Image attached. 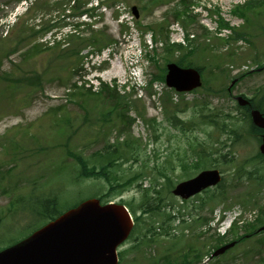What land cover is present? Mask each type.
I'll return each mask as SVG.
<instances>
[{
  "label": "rangeland",
  "instance_id": "1",
  "mask_svg": "<svg viewBox=\"0 0 264 264\" xmlns=\"http://www.w3.org/2000/svg\"><path fill=\"white\" fill-rule=\"evenodd\" d=\"M30 1L33 0L27 3L0 0V248L24 238L41 224L35 223L34 215L23 209L25 203L29 209L32 207L34 197L54 198L53 205L46 203L48 211L61 213L86 199L108 193L110 183L102 176H79L78 161L66 151L79 155L89 165L99 166L111 159L107 151L114 146L123 158H118L112 169L107 170V177L118 182L141 169L148 172L157 164H167L166 159L174 166L171 177L176 183L192 177L198 170L216 167L209 162H201L197 170L184 171L180 167L185 155L193 154L192 160H201L194 153L198 142L218 141V147L221 142L233 144L230 151L238 163V166L229 162L217 165L223 175L220 188L226 190V200L213 210L212 203L202 210L194 208L205 195L181 203L171 193L172 188L170 193L162 192L164 205L160 212L175 216L174 220L167 222L156 214L130 210L132 217L139 216L141 220L136 221L132 236L119 247V264H164L168 255L165 264H179L181 256L189 253V246L204 257L215 245L244 234L247 224L259 226L263 220L260 215L264 213V157L252 160L259 144L249 135L248 121L242 116H236L231 123L227 120L241 135L232 143L226 133L203 123L202 117L235 114L234 95L253 97L259 91L264 93V66H260L264 64V11L249 12L250 24L232 13L235 5L247 0H189L192 20L185 29L171 14L181 6L179 0H160L155 4L151 0H119L114 7L100 5L106 0H74V4L73 0H41L25 12ZM133 6L142 19V27L133 23ZM83 9L89 14L78 16ZM116 10L118 20L114 17ZM18 16L20 21L15 27ZM219 17L243 31L244 37L235 38L233 31L219 29ZM72 19L92 21L94 29H106L113 41L111 54L105 50L96 56L94 45L86 42L77 45L78 57L69 55L63 48L71 47L67 40L62 47L49 49L48 42L54 33L66 32ZM158 24L163 28L168 25L171 42H181L189 33L195 45L207 48L193 56L195 63L204 66L203 87L176 93L161 80L149 84V79L161 75L167 61L175 62L180 57L179 51L165 53V36L157 35L155 45L150 32L142 33L144 27L155 28ZM34 40L38 49H29ZM25 50L31 53L24 57ZM256 66L258 71L241 77ZM79 67L81 71L76 73L74 69ZM24 76L26 80L12 93L11 81ZM233 79L236 83L228 95L226 88ZM90 85L92 92L87 91ZM103 85L115 87L117 96L103 94ZM174 111L182 124L174 125L168 120V114ZM222 119L218 118L220 122ZM227 150L223 148L224 152ZM187 161H191L188 156ZM234 166L256 170L255 177L247 179L245 172L239 177L233 173ZM153 175L152 170L128 187H117L105 200L133 203L137 208L142 190L152 185ZM236 176L242 178L235 181ZM159 182L157 188L164 180ZM149 195L156 197L153 192ZM246 197L248 201L244 202ZM17 206L21 210L15 214L12 210ZM219 210L225 214L217 220ZM234 212L241 213V222L235 224L233 231L221 232ZM199 217L207 221L198 223ZM193 220L195 225L188 226ZM221 222L219 232L215 231L214 226ZM150 225L157 233L152 242L144 237ZM197 235L196 242L193 239ZM180 236L183 238L176 239ZM207 264H264V232L240 242Z\"/></svg>",
  "mask_w": 264,
  "mask_h": 264
},
{
  "label": "water",
  "instance_id": "2",
  "mask_svg": "<svg viewBox=\"0 0 264 264\" xmlns=\"http://www.w3.org/2000/svg\"><path fill=\"white\" fill-rule=\"evenodd\" d=\"M135 15L136 9L132 8ZM165 83L178 92L191 91L202 84L194 68L168 63ZM240 104L247 101L239 96ZM252 123L264 128V116L251 111ZM264 154V134L259 145ZM217 169L203 170L195 177L179 182L173 194L188 198L203 188L217 184ZM132 220L123 205L101 204L97 198L82 201L25 239L0 250V264H117V246L128 236ZM264 231V225L259 231ZM235 244L230 242L216 249L212 256L222 254Z\"/></svg>",
  "mask_w": 264,
  "mask_h": 264
},
{
  "label": "trees",
  "instance_id": "3",
  "mask_svg": "<svg viewBox=\"0 0 264 264\" xmlns=\"http://www.w3.org/2000/svg\"><path fill=\"white\" fill-rule=\"evenodd\" d=\"M108 1H111L110 4H114V2H116L117 0H108ZM157 1H160V0H151V2L153 4H155ZM167 1H170V0H167ZM179 3L181 6L175 8L171 12V14H172L175 21H179L183 25V27L185 29H187V22L189 20H192V16L190 14L191 12L189 9L191 1L179 0ZM142 8L145 9L146 5H144ZM263 9H264V0H247L244 2V4L235 5L234 8L232 9V13L243 18L246 23L250 22V24H251L252 21L249 18L248 13L252 12V11L255 12L256 10H259V11H257L258 13H256V14H260L264 11ZM140 23H141L140 19L135 21L136 25H140ZM156 27L157 28H155V35L156 36L157 35L165 36V39H166L165 40V46H164L165 53L169 55L175 51H179L180 57L175 62L180 66L194 67L203 75L204 66L201 64L195 63L193 61V58H194L193 56L195 55V53L197 51H201V50L203 51L205 49L207 50V48H205L204 45H199V46L195 45L193 43V40L189 38V33H186L185 45L183 43H180V42L171 43L169 41V37L167 35L168 25L167 26L165 25V27L163 28V27H160L158 24ZM218 27H219V29H228V30L233 31V36L235 38H243L244 37L243 31H240V30L235 29L234 27L230 26L229 23L224 21V19L222 17H219ZM204 31H205V29H204ZM83 36H85V37H83ZM71 37H73L70 39L72 42H75V41L76 42H84L85 40L88 39V41L96 47V52H100L101 49L111 45V43H112V40L109 38V36H106L105 30L99 31V34H97V31H95L94 29H89L85 32V34L79 33L78 35H73ZM153 39L155 40V37ZM53 44H54L53 45L54 47H52V49H58L61 45V42L57 41ZM33 48L35 49V47H33ZM65 51H68L69 55L74 54L77 57L79 56L78 55L79 49H77V48H67L64 50V52ZM28 55H29V53H28ZM151 58L154 60V57H151ZM262 66H264V65H262ZM79 69H81V67L75 68L74 71L77 73ZM251 72L252 71L244 73V75H242L241 77H243L247 74H250ZM164 73H165V68L163 67V72L161 73V75L153 76L152 80L163 81L164 80ZM24 78H26V76H24L23 78L11 81L10 84H12V86L10 87V85H9V88L12 89V93H13L14 88L17 89L20 87L19 84H23L24 80H26ZM37 78L39 80L40 76H37ZM28 81H26V82L28 84H30L31 82L30 81L28 82ZM107 93H108V95H110L112 97H116L118 94L115 91V89H113V91H107ZM167 118L174 125L183 123L182 121L181 122L179 121V119L176 116L175 111L172 112L171 114H169L167 116ZM202 118H203V123L205 122L207 124L213 125L214 127H217L219 130L226 133L232 139L231 129L230 128H222L221 122L217 119L216 115H207V116H204ZM221 121H223V120H221ZM250 128L255 132H257V130L260 131L259 129L255 128L253 125H251ZM258 141H260V140L258 139ZM223 144H226V143H223ZM222 147H224V146L222 145ZM130 148H132V145L130 146ZM207 149H209V151L206 153V155L204 153H200L201 160L195 162L193 164V166H191L192 164L188 163L186 155L184 157H182V164H180L182 169H184V171H188V169H191V168H195L194 170H197L199 168L201 162H205V163L209 162V163L215 164L216 166L219 163H223V162H227V163L229 162L230 164L233 163L230 150L225 154H219L216 156L215 153L217 152V148H215L213 145H211ZM107 153L111 154L112 157L106 164H101L100 168H97L95 166H90L85 160H82V158L79 157V155L71 153V155H73L76 158V161H78L79 176H82V177L98 176V175L103 176L105 178V180L110 183L109 184V192L108 193H102V195L99 197L100 199H103V198H107L108 196H110V194H111L110 192L117 190V187H119L118 189H121L123 187H128V186L132 185L133 182L137 181V179L143 178L144 176H148L149 173H151V171L153 170L154 175L152 176V185H151V187H149L150 189L144 190L142 196H143V199L145 201H142L140 204L138 203L137 208H142V209H144L143 211H148L150 214L159 213L161 206L164 205V197L162 195V192H164V191L169 192L170 188L173 187V185L175 183V181H173L174 179L171 177V175L174 172V166L171 164L170 160H167L166 165L161 166V165L157 164L153 168H151L150 171H148V172L141 169L140 172L134 173L132 176L125 178L121 182H118V181H111L110 178L107 177V170L109 171V169H112V167L116 164L117 159L123 158V157H121L120 152L118 151V148L115 146L112 147L109 152L107 151ZM255 156H256V159L259 157H264L259 153H257ZM243 172L246 173L247 177L252 178V177H255V175L253 176V174L256 173V170L245 171L243 168H237L235 170L234 174H236L240 177ZM159 179H163L164 183H162L160 188H157V186L159 184H161L159 182ZM151 192H153L156 195V197H151L149 195ZM216 195H217V193L213 194V196H216ZM149 199H150V201H149ZM54 201L55 200L52 201V205H53ZM151 201H152V203H151ZM44 203H51V199L46 200ZM34 205L36 206L37 204H34ZM129 205H130V203H129ZM44 207H45V205H42V207H40L39 209H35V210L32 207V210H33L34 214L37 215L39 219L40 218L43 219V221L45 219L48 220L49 218L52 219L53 215H51L49 213L48 208L46 210L43 209ZM130 207H132V205H130ZM168 217H169V215H168ZM261 218L264 219V213L261 214ZM246 226H247L246 227L247 229H250V228L252 229L254 225L248 224ZM240 239H242V238H240ZM165 260L168 261L169 257H167Z\"/></svg>",
  "mask_w": 264,
  "mask_h": 264
},
{
  "label": "flooded vegetation",
  "instance_id": "4",
  "mask_svg": "<svg viewBox=\"0 0 264 264\" xmlns=\"http://www.w3.org/2000/svg\"><path fill=\"white\" fill-rule=\"evenodd\" d=\"M232 87V86H231ZM233 88H229V86L226 88V94H231L232 93ZM232 99H234L235 102V114L230 113V115L234 116V117H239V116H246L248 115L252 109H259L260 111H262L264 113V101H256L255 99H253L252 97H249V99H247L249 102L245 105H238V103L235 100V96L232 97ZM264 132V131H263ZM262 132V133H263ZM206 193V191H202L201 193L197 194V195H204Z\"/></svg>",
  "mask_w": 264,
  "mask_h": 264
}]
</instances>
